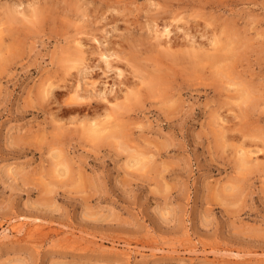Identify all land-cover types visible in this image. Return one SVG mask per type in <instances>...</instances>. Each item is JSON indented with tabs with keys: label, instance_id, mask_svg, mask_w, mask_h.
I'll list each match as a JSON object with an SVG mask.
<instances>
[{
	"label": "rangeland",
	"instance_id": "obj_1",
	"mask_svg": "<svg viewBox=\"0 0 264 264\" xmlns=\"http://www.w3.org/2000/svg\"><path fill=\"white\" fill-rule=\"evenodd\" d=\"M0 264H264V0H0Z\"/></svg>",
	"mask_w": 264,
	"mask_h": 264
},
{
	"label": "bare ground",
	"instance_id": "obj_2",
	"mask_svg": "<svg viewBox=\"0 0 264 264\" xmlns=\"http://www.w3.org/2000/svg\"><path fill=\"white\" fill-rule=\"evenodd\" d=\"M160 35H165V31L163 33L160 32ZM81 52V51H80ZM206 57V56H205ZM133 93V92H132ZM130 94V93H129ZM89 131V130H88ZM90 132V131H89ZM92 133V132H91ZM97 138V137H96ZM9 231L11 233H14V234H21V232H24V235H27V236H31L32 234L34 233H37L39 231V228L38 226H29L27 228H25L24 224L23 223H19V224H16V225H12L9 227ZM4 234V233H3ZM228 255V254H226ZM229 256V255H228ZM227 256V257H228ZM230 257V256H229Z\"/></svg>",
	"mask_w": 264,
	"mask_h": 264
}]
</instances>
